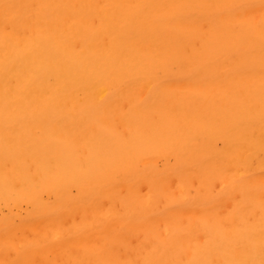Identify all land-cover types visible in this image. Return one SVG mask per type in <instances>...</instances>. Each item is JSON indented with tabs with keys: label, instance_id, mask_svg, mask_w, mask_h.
I'll return each instance as SVG.
<instances>
[{
	"label": "bare ground",
	"instance_id": "obj_1",
	"mask_svg": "<svg viewBox=\"0 0 264 264\" xmlns=\"http://www.w3.org/2000/svg\"><path fill=\"white\" fill-rule=\"evenodd\" d=\"M0 264H264V0H0Z\"/></svg>",
	"mask_w": 264,
	"mask_h": 264
}]
</instances>
